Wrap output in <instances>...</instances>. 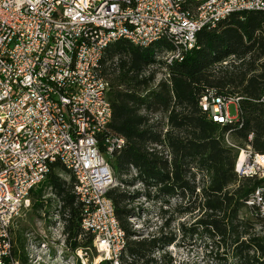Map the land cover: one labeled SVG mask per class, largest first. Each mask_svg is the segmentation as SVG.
<instances>
[{
    "label": "trees",
    "instance_id": "obj_1",
    "mask_svg": "<svg viewBox=\"0 0 264 264\" xmlns=\"http://www.w3.org/2000/svg\"><path fill=\"white\" fill-rule=\"evenodd\" d=\"M171 48L166 40L140 48L121 39L105 48L101 60L112 107L107 132L125 140L109 161L116 185L107 193L126 237L118 264H173L165 251L154 255L176 240L163 232L170 222L151 237H136L132 229L133 202L140 197L191 215L193 222L181 225V231L205 235L235 264H264V218L245 203L260 181L237 177L238 151L224 142L227 133L237 146L249 144L264 152V11L235 13L215 29L198 31L195 48L181 61L165 65L155 58V51ZM153 66L163 70L157 83ZM208 89L241 97L237 119L219 124L206 118L198 102ZM137 183L142 191H127ZM74 185L71 171L55 162L30 192V209L38 217L42 212L48 228L59 217L71 252L92 243L80 225L82 204ZM24 247L23 238L14 233L0 264H31Z\"/></svg>",
    "mask_w": 264,
    "mask_h": 264
},
{
    "label": "built area",
    "instance_id": "obj_2",
    "mask_svg": "<svg viewBox=\"0 0 264 264\" xmlns=\"http://www.w3.org/2000/svg\"><path fill=\"white\" fill-rule=\"evenodd\" d=\"M257 10L264 0H0V258L9 253L11 227L30 209V192L58 162L75 177L92 249L118 264L126 237L107 193L116 185L109 161L125 140L107 132L105 48L121 39L140 48L166 40L172 48L154 54L170 65L195 48L198 31ZM240 99L208 89L198 105L207 119L228 124L235 118L227 107L239 112ZM224 142L238 151L237 177L260 181L245 203L264 218V152L237 146L227 133Z\"/></svg>",
    "mask_w": 264,
    "mask_h": 264
},
{
    "label": "rangeland",
    "instance_id": "obj_3",
    "mask_svg": "<svg viewBox=\"0 0 264 264\" xmlns=\"http://www.w3.org/2000/svg\"><path fill=\"white\" fill-rule=\"evenodd\" d=\"M150 69L156 70L154 83H157L163 77V70L158 66ZM227 113L231 118L237 119L236 105H228ZM126 189L129 192L142 191L143 186L137 183ZM159 205L143 197L137 198L133 202L135 214L130 218L132 229L139 238L156 235L166 221L170 222L163 232L176 235V240L156 251L155 256L158 257L165 251L173 259V264H235L222 250L216 249L205 235L194 234L189 230L184 231L185 233L181 231V225L184 228L193 222L191 215L179 214L173 209L174 206L160 208ZM42 215L41 212V217H38L36 212L28 209L21 213L13 225L11 239L14 233L23 238L31 264H97L102 260L91 245L85 249L78 247L71 252L61 234L62 222L59 217H53V226L48 228L49 220Z\"/></svg>",
    "mask_w": 264,
    "mask_h": 264
}]
</instances>
